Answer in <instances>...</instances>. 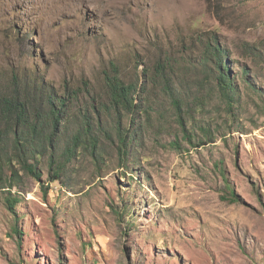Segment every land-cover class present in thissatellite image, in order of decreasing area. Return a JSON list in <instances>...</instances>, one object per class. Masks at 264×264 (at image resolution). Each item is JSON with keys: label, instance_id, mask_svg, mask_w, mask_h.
<instances>
[{"label": "rangeland", "instance_id": "rangeland-1", "mask_svg": "<svg viewBox=\"0 0 264 264\" xmlns=\"http://www.w3.org/2000/svg\"><path fill=\"white\" fill-rule=\"evenodd\" d=\"M31 74L67 105L0 173V264H264V0H0V92Z\"/></svg>", "mask_w": 264, "mask_h": 264}, {"label": "trees", "instance_id": "trees-1", "mask_svg": "<svg viewBox=\"0 0 264 264\" xmlns=\"http://www.w3.org/2000/svg\"><path fill=\"white\" fill-rule=\"evenodd\" d=\"M206 55L205 60H210L217 71V84L225 97L230 98L233 102L231 95L235 91L233 81L226 73V65L222 64L221 61V46L209 42L205 48ZM158 70H161L162 75H166V69L158 66ZM167 80V75L164 77ZM16 80V77H14ZM25 86H31V90H27V96L24 93L18 91L17 94L0 92V173L4 171L5 166L9 169V180L14 182L15 176L18 172L13 168L17 163L22 164L23 169L32 175H37L35 166L30 162L29 155H39L38 149L34 148V141L36 135L39 133L43 125L51 121V129L48 134L44 133V129L40 131L44 138L48 139L49 142H53V137L57 131V125L62 119L63 110L66 107L67 98L55 97V95L48 91L43 85L37 84V77L35 74H31L25 77ZM109 87L111 89L112 105L118 110V106L121 105L125 108L131 109L135 106L134 94H136V88L131 84H125L118 78H109ZM15 83V85H17ZM165 91H170L171 86L166 83L164 85ZM33 101H39L40 106H46L48 110L47 114L43 110H39L36 106L34 107ZM33 104H32V103ZM174 105L178 107L179 103L176 99H173ZM44 117L43 121L41 118ZM47 117H51V120H46ZM85 125V126H84ZM102 125V124H100ZM83 126L87 132L89 131V121L85 118L83 120ZM81 132L73 135L74 146L72 149L78 146L81 141ZM84 132V131H83ZM11 134L13 136H11ZM31 134V138H29ZM124 139V136L120 138ZM85 142L82 140L81 143ZM68 150L71 151L69 148ZM54 156V155H53ZM51 156L50 166H64L65 162L61 160L55 161ZM6 169V168H5ZM53 174V177L58 179L59 173ZM39 177V175H37ZM13 184V183H12ZM227 191L231 198H234L233 189L227 185ZM16 197L6 198V204L9 210L15 212V205L18 203ZM15 233H20L17 227L13 228Z\"/></svg>", "mask_w": 264, "mask_h": 264}]
</instances>
